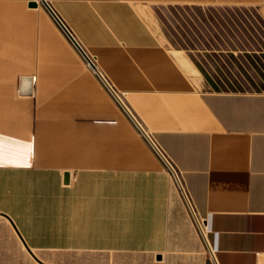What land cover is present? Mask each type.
Returning a JSON list of instances; mask_svg holds the SVG:
<instances>
[{
    "label": "crops",
    "instance_id": "1",
    "mask_svg": "<svg viewBox=\"0 0 264 264\" xmlns=\"http://www.w3.org/2000/svg\"><path fill=\"white\" fill-rule=\"evenodd\" d=\"M259 1L0 0V264H259L264 92L208 86L140 8Z\"/></svg>",
    "mask_w": 264,
    "mask_h": 264
},
{
    "label": "rangeland",
    "instance_id": "2",
    "mask_svg": "<svg viewBox=\"0 0 264 264\" xmlns=\"http://www.w3.org/2000/svg\"><path fill=\"white\" fill-rule=\"evenodd\" d=\"M140 8L163 30L167 43L199 68L208 86L264 92V0Z\"/></svg>",
    "mask_w": 264,
    "mask_h": 264
},
{
    "label": "built area",
    "instance_id": "3",
    "mask_svg": "<svg viewBox=\"0 0 264 264\" xmlns=\"http://www.w3.org/2000/svg\"><path fill=\"white\" fill-rule=\"evenodd\" d=\"M52 15H53V18L55 19V21L58 23V25L61 27V29L64 31V33L67 35V37L70 39V41L77 47V49L83 50L80 43L74 37V34L69 29V27L66 25V23L63 21V19L61 17H59V15L56 14L54 11H52ZM86 60L90 66H92V67L95 66L93 60L89 56H87ZM108 88L115 93L114 89L110 85H108ZM118 102L123 107V109L125 110L127 115L135 123V125L139 128V130H143L140 122L136 119V117L132 114V112L124 104V102L121 99H118ZM143 134L147 138L149 144L151 145V147L153 148L155 153L162 159L163 163L167 166V168L171 172V174H172L173 178L175 179L179 188L184 192L185 197H186L190 207L192 208L193 214L195 215L194 209H193L192 204L190 202V199H189L188 195L186 194V191H185L183 184H182V181L180 179V174H179L178 169L175 167V165H173V163L167 157V155L164 153V151L145 132H143ZM195 218H196V222H197L199 230L201 231L202 234H204V228H203L202 222L196 217V215H195ZM257 255L259 258V264H264V251L257 252Z\"/></svg>",
    "mask_w": 264,
    "mask_h": 264
},
{
    "label": "water",
    "instance_id": "4",
    "mask_svg": "<svg viewBox=\"0 0 264 264\" xmlns=\"http://www.w3.org/2000/svg\"><path fill=\"white\" fill-rule=\"evenodd\" d=\"M37 4H38L37 1L30 2V6H37ZM31 89H32V86L30 84L28 92H30ZM68 181H69V172L66 171V173H65V182L67 183Z\"/></svg>",
    "mask_w": 264,
    "mask_h": 264
},
{
    "label": "bare ground",
    "instance_id": "5",
    "mask_svg": "<svg viewBox=\"0 0 264 264\" xmlns=\"http://www.w3.org/2000/svg\"><path fill=\"white\" fill-rule=\"evenodd\" d=\"M70 170V169H69ZM73 174V173H72ZM66 183V182H65Z\"/></svg>",
    "mask_w": 264,
    "mask_h": 264
}]
</instances>
